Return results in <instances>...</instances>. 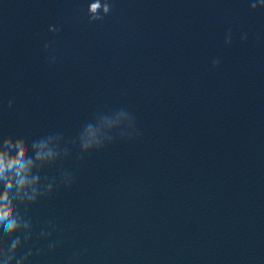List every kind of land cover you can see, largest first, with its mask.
<instances>
[{"label":"clouds","instance_id":"1","mask_svg":"<svg viewBox=\"0 0 264 264\" xmlns=\"http://www.w3.org/2000/svg\"><path fill=\"white\" fill-rule=\"evenodd\" d=\"M256 3H252L253 10L257 8ZM103 7V15L100 9ZM259 7L264 8V0H261ZM112 10L110 0H90L87 7L88 19L92 21H102ZM57 30V29H54ZM10 149H14L10 151ZM28 145L23 138L17 137L15 142L10 137L5 138V149L0 151V227L3 228L5 237H13L18 229L30 227V220H25L21 212H27V205L34 203L40 194L37 187L40 177L31 175L33 161L26 158ZM42 157V153H37V159ZM47 194H51L53 187L47 186ZM21 206L23 209L21 210ZM27 239V237H25ZM20 243V236H15L11 241L12 249Z\"/></svg>","mask_w":264,"mask_h":264}]
</instances>
